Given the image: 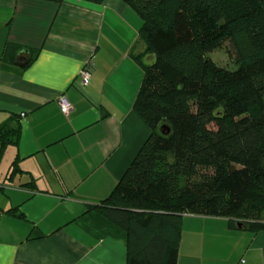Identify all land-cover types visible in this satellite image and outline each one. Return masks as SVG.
I'll return each instance as SVG.
<instances>
[{
  "label": "crops",
  "instance_id": "0c3cea01",
  "mask_svg": "<svg viewBox=\"0 0 264 264\" xmlns=\"http://www.w3.org/2000/svg\"><path fill=\"white\" fill-rule=\"evenodd\" d=\"M140 27L120 0H0V125L21 123L19 145L0 157V264H127L126 233L87 206L111 194L150 136L133 109ZM178 264H264V230L186 214Z\"/></svg>",
  "mask_w": 264,
  "mask_h": 264
},
{
  "label": "trees",
  "instance_id": "16d2710c",
  "mask_svg": "<svg viewBox=\"0 0 264 264\" xmlns=\"http://www.w3.org/2000/svg\"><path fill=\"white\" fill-rule=\"evenodd\" d=\"M120 1L142 21L133 109L150 136L111 194L87 210L126 233L127 264H178L186 214L264 230V0ZM222 48L237 70L209 57ZM20 137L14 115L0 125V157Z\"/></svg>",
  "mask_w": 264,
  "mask_h": 264
},
{
  "label": "rangeland",
  "instance_id": "374dc122",
  "mask_svg": "<svg viewBox=\"0 0 264 264\" xmlns=\"http://www.w3.org/2000/svg\"><path fill=\"white\" fill-rule=\"evenodd\" d=\"M136 14V13H135ZM137 15V14H136ZM138 16V15H137ZM139 21H141V19L138 17ZM141 26H142V21H141ZM141 28V27H140ZM141 44L144 47L143 42L141 41ZM228 47V45H227ZM227 49L222 48V49H218L212 53L209 54V57L212 59V61L220 68H224L230 71H235L237 70L238 66L231 61V59H229L228 55H227Z\"/></svg>",
  "mask_w": 264,
  "mask_h": 264
},
{
  "label": "built area",
  "instance_id": "2783aa9c",
  "mask_svg": "<svg viewBox=\"0 0 264 264\" xmlns=\"http://www.w3.org/2000/svg\"><path fill=\"white\" fill-rule=\"evenodd\" d=\"M80 83L82 87H87L91 80V69L84 68L79 75ZM59 104L61 111L64 115H68L71 111V105L65 98H60Z\"/></svg>",
  "mask_w": 264,
  "mask_h": 264
}]
</instances>
